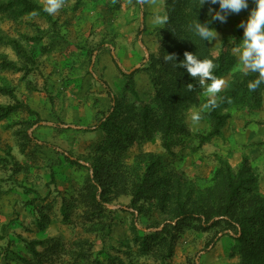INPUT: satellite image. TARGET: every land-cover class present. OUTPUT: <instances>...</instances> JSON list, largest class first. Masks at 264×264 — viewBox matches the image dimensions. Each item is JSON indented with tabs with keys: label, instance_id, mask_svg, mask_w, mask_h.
<instances>
[{
	"label": "rangeland",
	"instance_id": "rangeland-1",
	"mask_svg": "<svg viewBox=\"0 0 264 264\" xmlns=\"http://www.w3.org/2000/svg\"><path fill=\"white\" fill-rule=\"evenodd\" d=\"M35 1L48 6V0ZM165 1L63 0L50 17L0 13V264H37L27 247L32 241H44L36 248L45 264H88L89 256L103 264H264L245 255L249 245L235 240L236 222L228 230L203 231L197 224L174 228L175 195L164 200L150 187L138 207L128 190L94 213L100 218L85 219L89 209L80 193L96 184V150L106 137L98 121L133 100L124 93L126 79L113 56L134 73L140 100L149 102L155 87L148 61L159 53V29L166 23L156 24L154 17H167ZM254 7L249 0L248 9L213 25L212 54L224 51L231 60L228 74L219 77L220 92L235 73L248 72L237 60L239 25ZM199 92L198 104L183 113L181 128L169 137V149L158 133L128 147L126 165L149 179L167 173L194 206L199 192L213 187L222 162L236 171L247 158L264 196V90L259 106L230 104L221 134L205 142L202 136L211 131L205 105L220 92L208 97L201 86ZM193 113L201 117L198 124ZM64 199L69 218L62 211ZM148 235L157 238L146 252L139 237Z\"/></svg>",
	"mask_w": 264,
	"mask_h": 264
},
{
	"label": "trees",
	"instance_id": "trees-1",
	"mask_svg": "<svg viewBox=\"0 0 264 264\" xmlns=\"http://www.w3.org/2000/svg\"><path fill=\"white\" fill-rule=\"evenodd\" d=\"M165 4L166 23L159 29L161 48L158 54H151L148 61L155 87V93L149 102L140 100L135 87L134 73L124 71L113 56L117 69L126 79L124 93L131 94L133 100H127L121 107L109 111L98 121L97 126L106 131V137L96 150L97 166L94 169L96 184H87L80 193L81 202L87 210L89 209L85 211V219L91 222L100 218V215L96 216L94 213H101L105 203L112 200L113 195L118 196L128 190L133 195L132 205L138 207V203L145 193H148L150 187L152 193L164 200L175 195L173 216L177 219L178 226L174 228L197 224L203 231L217 226L222 230H228V226L234 227L233 225L237 223L235 240L244 246L249 245V249L244 250L245 255L263 260L264 196L260 193L257 177L252 172L247 158L236 171L228 162H222L215 171L213 187L201 190L198 202L194 206L182 198V189L173 184L167 173L149 179L148 176L141 175L138 167L131 168L125 163L124 154L128 147L134 142L152 139L158 133L162 135L164 147L169 149L168 139L181 128L183 113L198 104L200 93L198 78L193 79L186 69L177 65L184 59L185 52L193 53L200 60H211L215 66L213 75L217 78L228 74L230 70L229 56L223 51L215 57L212 54L211 41L201 40L190 29V25L197 19L201 23L210 19L209 7L218 10L219 6L205 4L201 7L200 0H166ZM44 8L35 0H5L0 3V13L7 11L16 16L39 13L50 17ZM215 22L210 27L213 28ZM167 54H175L176 62H166L164 57ZM8 64L14 65L11 62ZM256 77L257 74L250 71L233 75L228 87L219 93L215 107H208L203 113L211 122V131L202 136L201 142L221 134L228 116L224 111L230 104L249 103L251 106L261 104L264 83L256 91H250L247 87ZM104 84L114 102L112 89L107 83ZM189 84L192 85L191 90L188 89ZM65 157L71 163L80 164L78 159L67 155ZM153 165L158 164L154 161ZM63 202L62 211L66 218H69L68 201L64 199ZM139 212H142L141 209ZM139 238L143 241L142 250L147 252L152 240L157 237L148 235ZM36 244H44V241L29 242L27 247L34 257V262L45 264L44 256L38 251ZM88 258V264H103L91 256Z\"/></svg>",
	"mask_w": 264,
	"mask_h": 264
},
{
	"label": "clouds",
	"instance_id": "clouds-1",
	"mask_svg": "<svg viewBox=\"0 0 264 264\" xmlns=\"http://www.w3.org/2000/svg\"><path fill=\"white\" fill-rule=\"evenodd\" d=\"M255 7L250 11L246 21L240 23L243 28L242 45L237 49V60L242 69L256 73L257 77L247 85L250 91H256L264 83V0H253ZM63 4V0H48V6L44 11L49 14L56 12ZM201 7L205 4L218 5L219 9L212 7L208 9L210 19L201 23L198 19L190 25L194 35L203 41H212L217 37V32L210 25L219 21L226 22V18L231 14H239L242 10L248 9L249 0H200ZM166 17L156 15L154 23L163 24ZM166 62L175 61V54H167L164 57ZM180 68L186 69L187 73L199 81L204 89V95L208 97L216 96L222 89L224 81L213 75L214 64L211 60H200L193 53L185 52L184 59L177 64ZM192 89V85H188ZM216 101L211 100L205 107H215ZM201 117L199 113H193L191 120L198 124Z\"/></svg>",
	"mask_w": 264,
	"mask_h": 264
}]
</instances>
